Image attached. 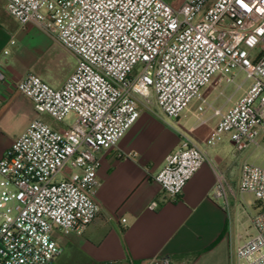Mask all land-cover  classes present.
I'll return each mask as SVG.
<instances>
[{"label":"built area","instance_id":"1","mask_svg":"<svg viewBox=\"0 0 264 264\" xmlns=\"http://www.w3.org/2000/svg\"><path fill=\"white\" fill-rule=\"evenodd\" d=\"M6 1L12 17L40 27L76 66L59 87L34 72L17 83L38 114L67 128L36 118L0 158V264H53L63 248L54 230L87 229L102 209L95 198L101 154L117 147L141 103L150 109L154 96L171 119L195 106L192 114L206 124L203 113L212 103L202 89H217V78L234 83L242 72L247 85L239 84L241 95L229 97L225 111L214 108L218 120L204 142L231 137L240 161L238 191L260 203L254 233L232 250V262L264 264V166L248 158L264 144V0ZM7 76L0 69V81ZM207 160L205 149L183 137L155 175L163 200H178ZM217 179L214 194L227 199L224 175ZM159 205L155 200L149 208ZM143 264L188 263L155 255Z\"/></svg>","mask_w":264,"mask_h":264},{"label":"crops","instance_id":"2","mask_svg":"<svg viewBox=\"0 0 264 264\" xmlns=\"http://www.w3.org/2000/svg\"><path fill=\"white\" fill-rule=\"evenodd\" d=\"M7 7V1L0 0V69L8 75L0 81V158L36 118L60 131L67 128L46 113L38 114L32 100L17 89V83L34 72L59 87L76 66L75 63L62 79L54 80L44 74L37 66V58L22 44L32 36H50L33 23L22 25ZM12 37L16 39L13 45L9 44ZM217 80L218 84L225 81L217 78L213 85H218ZM152 103L157 106L154 96ZM230 105L231 102L221 108L225 111ZM194 108L176 119L184 131L175 130L170 139L165 132L167 126L173 127L160 121L161 111L155 106L141 108L140 116L117 147L101 154L95 191L101 212L82 234L54 230L53 237L63 248L53 264H143L155 255H167L174 262L188 264H233L232 250L254 233L252 216L259 211L260 203L252 193L238 191L240 161L231 137L226 135L212 146L204 142L218 117L211 113L206 116V124L193 122ZM202 127L203 134L198 132ZM183 137L205 149L208 160L188 181L178 200L164 201L166 196L155 175ZM259 148L264 151V144ZM255 150L248 153L249 160ZM128 152L135 155L120 157V153ZM218 173L224 175L227 199L214 194ZM155 200L160 205L152 210L149 205Z\"/></svg>","mask_w":264,"mask_h":264},{"label":"rangeland","instance_id":"3","mask_svg":"<svg viewBox=\"0 0 264 264\" xmlns=\"http://www.w3.org/2000/svg\"><path fill=\"white\" fill-rule=\"evenodd\" d=\"M175 6H179L183 0H168ZM22 46H25V49L28 53H33L34 57L37 58V66L46 74L47 76L51 77L54 80L64 78L72 69V66L76 63V58L61 44L55 41L53 38L48 36H44L41 38H36L35 36L30 37L27 41H25ZM264 47V43L262 44ZM245 73H240L236 82L234 83H227L219 82L218 80L216 83L219 86L217 89H214L213 86H208L207 89H202V93L204 96H208L209 103H212L211 107H207L206 111L203 113V116L206 117L207 114H211L214 112V108L216 107H226L229 104V97L235 98L240 92L241 89L238 88L240 83H243L245 87L247 82H245ZM215 83V84H216ZM145 104L141 103V108L145 107ZM151 106L161 111L158 106L154 103ZM146 108V107H145ZM160 121L166 125L167 122L170 123V126H167L168 129L167 137L173 135L175 130L183 132L184 129L179 127L176 124V119H171L162 114V117H159ZM71 121V117L66 118L65 122L69 123ZM193 122L198 121L197 117L192 119ZM56 123H62L57 122ZM200 122V121H198ZM63 124V123H62ZM64 125V124H63ZM198 132H205V128H201ZM177 134V133H176ZM252 161L258 162V164L264 165V151L261 148H257L255 150L254 155L250 158Z\"/></svg>","mask_w":264,"mask_h":264},{"label":"snow or ice","instance_id":"4","mask_svg":"<svg viewBox=\"0 0 264 264\" xmlns=\"http://www.w3.org/2000/svg\"><path fill=\"white\" fill-rule=\"evenodd\" d=\"M246 6V5H245Z\"/></svg>","mask_w":264,"mask_h":264}]
</instances>
